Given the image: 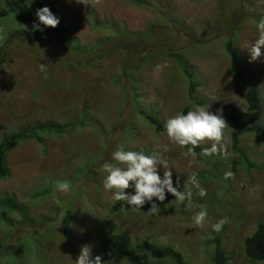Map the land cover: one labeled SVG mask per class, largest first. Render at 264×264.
I'll return each instance as SVG.
<instances>
[{
    "label": "rangeland",
    "instance_id": "rangeland-1",
    "mask_svg": "<svg viewBox=\"0 0 264 264\" xmlns=\"http://www.w3.org/2000/svg\"><path fill=\"white\" fill-rule=\"evenodd\" d=\"M34 5L27 0L28 11L1 19L0 137L37 120L72 124L48 136L45 148L28 140L9 154L11 175L0 179V195L13 194L25 213L0 220V262L74 264L82 245L100 256L103 242L109 247L117 234L172 245L190 264H212L219 236L229 264H264L249 260L243 250L245 236L264 221V143L253 133L242 136L241 145L255 163L248 168L229 149L228 119L236 107L244 122L256 117L264 125V56L249 62L243 48L257 35L264 0H49L40 7L47 6L61 22L43 31L33 28L39 8ZM4 6L0 0V9ZM231 37L250 68L251 77L243 83L224 49ZM39 64L46 66V76ZM250 85L262 96L256 110L243 99ZM196 106L225 120L223 155H187L146 117L155 116L163 125L178 111ZM160 144H168L169 151ZM118 145L158 153L168 161L180 191L195 172L207 195L198 197L193 190L197 207L188 210L166 193L165 210L114 211L111 192L101 184V166ZM64 181L70 185L67 193L56 187L32 198L49 183ZM201 204L206 222L195 227L191 217ZM68 209L74 214L70 239L62 230ZM222 217L227 222L213 232L211 224Z\"/></svg>",
    "mask_w": 264,
    "mask_h": 264
},
{
    "label": "clouds",
    "instance_id": "clouds-1",
    "mask_svg": "<svg viewBox=\"0 0 264 264\" xmlns=\"http://www.w3.org/2000/svg\"><path fill=\"white\" fill-rule=\"evenodd\" d=\"M31 2V0H30ZM85 4L86 0H79ZM36 21L33 28L43 31L45 28H55L59 23V17L55 16L47 6L39 7L34 13ZM24 27V26H23ZM257 35L243 48L248 53L249 62L256 61L264 56V14L255 24ZM41 73L47 74L46 66L39 64ZM226 122L219 114H213L203 106H196L186 112L178 111L168 117L163 124V134L168 141L178 145L181 149L186 147V154L195 156L194 149L205 142L208 147H202L200 155L204 157L215 156L218 153L224 154L223 136ZM163 152L169 151L168 144L157 145ZM101 184L106 192H111L113 201H124L133 210L141 209L148 202L149 212L155 213L156 202H163L166 193L171 194L173 201L177 205H184V210L197 207L193 203V190L198 197L207 195L206 189L201 187L197 174L193 172L187 177L185 190H178L177 185H173L171 168L168 161L159 156L158 153L145 154L141 151L126 150L122 146H117L111 152L110 160L102 164ZM225 177L231 176L226 172ZM59 191L67 193L70 190L69 182L64 181L57 186ZM126 189L131 191L126 192ZM191 221L195 227H203L207 218V209L204 205H199ZM226 218H220L211 224L213 232H219L226 223ZM74 264H104L99 255L93 256L91 246L84 244L80 247Z\"/></svg>",
    "mask_w": 264,
    "mask_h": 264
},
{
    "label": "trees",
    "instance_id": "trees-1",
    "mask_svg": "<svg viewBox=\"0 0 264 264\" xmlns=\"http://www.w3.org/2000/svg\"><path fill=\"white\" fill-rule=\"evenodd\" d=\"M34 6L46 4L49 0H32ZM28 11L27 0H5V6L0 9V27L1 19L12 14H18ZM61 21L59 20V23ZM66 26V25H65ZM66 28V27H65ZM66 30H69V28ZM226 55L231 59L235 74L239 82H246L251 77L250 68L244 64V59L237 48L236 40L231 37L224 42ZM4 47L0 45V62L4 61ZM194 86L193 80L191 81ZM190 95H193V89L190 90ZM245 104L250 109H259L262 104V96L259 89L254 86H248L243 95ZM147 119L155 124V128L161 129L162 122L155 116L147 115ZM228 119L232 125L230 132V151L240 158L247 167H255V163L250 158L247 150L241 145V138L245 133H253L259 137L264 143V125L256 117H252L249 123L243 121L241 111L233 107L228 113ZM69 123L58 122L55 120H37L31 124L18 126L11 131L3 134L0 137V179H7L11 175L9 166V154L20 146L23 142L34 140L41 148H45L46 138L48 136L59 135L69 129ZM200 145L194 149L196 155L201 156ZM186 148V147H185ZM58 184L51 182L33 192L32 198L38 199L49 195ZM156 209L165 210L166 202L155 201ZM150 204L146 202L141 209L133 210L128 207L124 201H114V211H138L149 212ZM25 207L16 203L13 194L4 193L0 195V220L8 222L11 220L12 213H25ZM74 214L71 209H68L62 218L63 235L70 239L74 235L73 228ZM121 236V235H120ZM114 235V240L108 247L103 242L101 259L103 261H117L121 264H160L162 261H170L172 264H190L184 254L169 244L159 243L149 236L141 237L136 241H129L125 237ZM214 249L212 254V264H229V258L222 245V240L218 236L214 239ZM243 250L245 256L255 262L264 263V221H260L255 230L245 236L243 241ZM0 264H3L0 262Z\"/></svg>",
    "mask_w": 264,
    "mask_h": 264
}]
</instances>
